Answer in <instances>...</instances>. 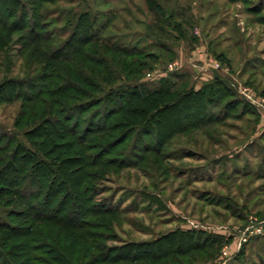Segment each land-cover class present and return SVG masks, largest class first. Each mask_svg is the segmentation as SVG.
Here are the masks:
<instances>
[{"label":"rangeland","instance_id":"1","mask_svg":"<svg viewBox=\"0 0 264 264\" xmlns=\"http://www.w3.org/2000/svg\"><path fill=\"white\" fill-rule=\"evenodd\" d=\"M240 1L59 0L47 6L52 11L48 30L57 43L66 37L60 33L68 12L88 11L103 38L142 50L147 66L136 83L141 94L163 83L174 91H197L220 77L212 104L205 103L199 113L192 104L178 105L172 116L183 118L170 127L161 121L167 132L178 131L172 137L144 134L131 157L132 135L123 160L133 165L107 169L97 197L122 210V222L101 243L107 247L153 244L176 230L204 233L209 243L221 237L220 245L136 264H264V25L256 22H264V0ZM17 50L10 49L11 73L0 60V82L23 77ZM17 113L18 104L0 106V134L12 129ZM199 116L214 121L193 127ZM10 213L11 208L0 207V220ZM157 245L139 252L172 246ZM241 249L242 261L237 259Z\"/></svg>","mask_w":264,"mask_h":264},{"label":"trees","instance_id":"2","mask_svg":"<svg viewBox=\"0 0 264 264\" xmlns=\"http://www.w3.org/2000/svg\"><path fill=\"white\" fill-rule=\"evenodd\" d=\"M58 1L0 0L1 65L5 73L13 71L10 49L18 47L23 74L0 82V106L18 104L12 129L0 134V207L11 208L0 220V264H136L220 245L221 237L209 243L192 230L168 232L153 244H101L122 222V210L97 202L100 177L110 167L133 165L123 160L132 135L131 157L144 134H176L162 129L161 121L170 127L183 118L172 116L178 105L192 104L199 113L212 104L220 77L197 91H174L163 83L141 94L136 83L147 66L143 51L103 38L88 11L68 12L60 33L66 37L57 43L48 30L47 6ZM190 111L183 116L196 115ZM201 117L193 127L214 121ZM163 242L171 249L139 252Z\"/></svg>","mask_w":264,"mask_h":264},{"label":"crops","instance_id":"3","mask_svg":"<svg viewBox=\"0 0 264 264\" xmlns=\"http://www.w3.org/2000/svg\"><path fill=\"white\" fill-rule=\"evenodd\" d=\"M242 245V244H241ZM239 251V250H238ZM238 251H237V253H238Z\"/></svg>","mask_w":264,"mask_h":264}]
</instances>
